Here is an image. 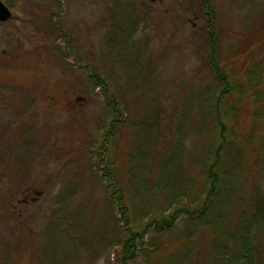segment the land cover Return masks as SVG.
Wrapping results in <instances>:
<instances>
[{
    "label": "rangeland",
    "instance_id": "374dc122",
    "mask_svg": "<svg viewBox=\"0 0 264 264\" xmlns=\"http://www.w3.org/2000/svg\"><path fill=\"white\" fill-rule=\"evenodd\" d=\"M2 1L0 264H122L110 168L136 230L194 212L153 223L133 264H220L264 197V0H209L226 98L203 0ZM219 120L231 145L200 215Z\"/></svg>",
    "mask_w": 264,
    "mask_h": 264
},
{
    "label": "trees",
    "instance_id": "16d2710c",
    "mask_svg": "<svg viewBox=\"0 0 264 264\" xmlns=\"http://www.w3.org/2000/svg\"><path fill=\"white\" fill-rule=\"evenodd\" d=\"M203 6L205 8V15L208 17V25L206 31L209 37L210 45L213 47V52L209 58V63L215 70V77L218 81L222 82L225 88L220 92L221 98H226L230 94V85L228 82V75L226 73H220L221 67L213 61L216 38L212 35L211 23L214 17L211 9L210 1L203 0ZM220 116V115H219ZM226 124L223 120H219L216 128L219 131L220 146L214 150L211 157L210 165L207 168V178L210 181L207 197L204 199L200 206V215H205L207 211L212 208L214 198L220 192V184L223 181V174L220 170L223 155L225 156V149H228L231 145L230 136L226 128ZM229 138V139H228ZM105 181L109 182L108 186L105 187V193L107 200L110 201L113 209L117 208L118 213L124 219V235L125 239L122 243V264H133L135 259L140 255L143 248L138 246V243H143L146 233L152 224H156L157 229L163 230L170 228L174 225L175 221L184 212L187 214H193L188 208H180L175 210L167 219H155L152 222L146 224L141 230H136L132 225V217L130 215V193L122 181L119 170H104V174H101ZM260 203V207L256 213H252L250 218L240 223L237 227L236 235L238 236L236 244L229 249V253L220 259V264H264V244L262 245L259 240L256 241L254 231L257 226H261L264 223V197ZM217 227V224H216ZM147 251H144V253ZM146 254H149L147 252ZM148 256V255H147ZM217 260V261H218Z\"/></svg>",
    "mask_w": 264,
    "mask_h": 264
},
{
    "label": "water",
    "instance_id": "95a60500",
    "mask_svg": "<svg viewBox=\"0 0 264 264\" xmlns=\"http://www.w3.org/2000/svg\"><path fill=\"white\" fill-rule=\"evenodd\" d=\"M155 1V0H151ZM13 14L12 11L4 4L2 0H0V22L6 23L10 19H12Z\"/></svg>",
    "mask_w": 264,
    "mask_h": 264
},
{
    "label": "flooded vegetation",
    "instance_id": "af4514ba",
    "mask_svg": "<svg viewBox=\"0 0 264 264\" xmlns=\"http://www.w3.org/2000/svg\"><path fill=\"white\" fill-rule=\"evenodd\" d=\"M149 1H151V0H149ZM156 1V0H155ZM155 1H151V2H155Z\"/></svg>",
    "mask_w": 264,
    "mask_h": 264
}]
</instances>
